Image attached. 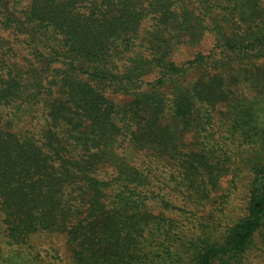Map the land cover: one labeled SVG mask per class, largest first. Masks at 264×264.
I'll return each instance as SVG.
<instances>
[{
	"label": "trees",
	"instance_id": "obj_1",
	"mask_svg": "<svg viewBox=\"0 0 264 264\" xmlns=\"http://www.w3.org/2000/svg\"><path fill=\"white\" fill-rule=\"evenodd\" d=\"M64 261L264 264V0H0V264Z\"/></svg>",
	"mask_w": 264,
	"mask_h": 264
},
{
	"label": "rangeland",
	"instance_id": "obj_2",
	"mask_svg": "<svg viewBox=\"0 0 264 264\" xmlns=\"http://www.w3.org/2000/svg\"><path fill=\"white\" fill-rule=\"evenodd\" d=\"M203 45L206 46V48H207L209 46V41L208 42H204ZM191 51H194V50L193 49L191 50V49H188V48H183L180 51H178V53H177V55H176L175 58L177 59V61L185 60V59H187V58L190 57ZM108 95L111 96L112 98H114L118 102H124V101H126V100L129 99V96H127V95H125L123 93H115V92H112L109 89H108ZM188 135L189 134L186 135L187 140L188 139H191V137L188 138L189 137ZM228 179H229V176L223 178V180H222V188H226L227 187V185H228ZM221 192H222V190H219L218 193H221ZM229 201H230L229 206H232V204H238V202L241 201V198H235L234 195H231V197L229 198ZM208 207L210 208V204H208ZM54 244L56 246L60 247V254L63 257H65L66 254H65V250L63 248V239L61 237L55 238L54 239ZM65 258H67V257H65ZM62 264H66L65 261Z\"/></svg>",
	"mask_w": 264,
	"mask_h": 264
}]
</instances>
